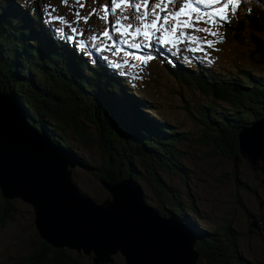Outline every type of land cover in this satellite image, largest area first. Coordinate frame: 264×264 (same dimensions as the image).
I'll use <instances>...</instances> for the list:
<instances>
[{
    "label": "trees",
    "instance_id": "16d2710c",
    "mask_svg": "<svg viewBox=\"0 0 264 264\" xmlns=\"http://www.w3.org/2000/svg\"><path fill=\"white\" fill-rule=\"evenodd\" d=\"M8 1L0 0V12L9 9L17 12ZM227 3L233 7L231 12L226 11L228 22L223 28L239 43L249 41L256 59L264 63V0H227ZM33 16L37 19V14ZM35 19L27 18L28 25L20 28L22 20L0 14V92L13 96L33 128L47 131L51 141L64 150L73 152L67 139L69 134L81 143H97L102 153L99 166L90 165L74 152L82 164L93 168L92 174L96 178H104L107 182H117L127 175L147 179L158 197L166 196L170 200L169 207L158 202V211L174 217L189 231L198 233L196 247L203 259L197 264H254L243 257L234 240L237 233L230 224L226 226V233L231 238L224 245L217 231L207 232L198 227V218L183 204L174 186L161 176L162 171L187 175L178 144L189 139V133L177 131L169 123L150 116L146 110L153 107L129 93L121 75L101 66L99 60L79 61L82 57L74 53L73 59L67 58L62 38L53 30L48 42L52 46L46 47V53H43L35 44V37L30 36L29 27L32 26L36 33L42 32L46 30L45 22ZM161 49V46L154 45L152 54L165 60V66L177 79L229 104V108L218 111L214 105L200 104L202 118L191 115L205 129L199 141L215 143L222 155L239 159L238 132L253 119L264 115V74L247 68L238 72L223 68L213 71V67L199 59H191L188 66L176 67L166 62L171 60L177 64L169 52L170 46L168 52L163 50L168 56L161 57ZM87 122L94 125L96 137ZM77 165L85 170L82 165ZM181 169H184L183 173ZM238 172L234 170L232 173L238 183H243ZM107 196L94 200L102 202ZM13 200L2 201L0 226L12 217ZM32 222L37 243L10 264H94L84 254L68 248H55L40 238L33 218ZM258 234L264 245V234ZM255 264H264V254Z\"/></svg>",
    "mask_w": 264,
    "mask_h": 264
},
{
    "label": "rangeland",
    "instance_id": "374dc122",
    "mask_svg": "<svg viewBox=\"0 0 264 264\" xmlns=\"http://www.w3.org/2000/svg\"><path fill=\"white\" fill-rule=\"evenodd\" d=\"M128 2L142 3V0H128ZM157 2L159 0H149V9H151L153 3ZM5 3H1V6H5ZM8 3L17 8L16 0H13V2L9 0ZM183 3L184 0H177L176 4L170 5V7L178 9ZM38 4L41 9L40 16L45 20L46 30L36 33L30 26L29 32L30 36L35 37V44L37 43L40 46L43 53H46L44 51L46 47L52 46V43L49 45L48 42L51 30H53V33L62 37V45L68 54L67 58L73 59L72 54L74 53L82 57L79 61L87 62L91 58H96L97 54L101 66L116 71L123 78L121 81L126 85L129 92L138 98L144 99L153 107L151 110L145 109L150 116L169 123L177 131L189 133V139L178 144L182 152L181 161L187 175L180 176L162 171L161 176L167 183L174 186L179 193L180 200L198 218V227L207 232L217 231L223 244L226 245L231 238L226 233V226L230 224L237 233L234 240L237 241L243 257L248 258L254 264L261 260L264 254V245L258 232L249 227V217L245 207H248L251 214L256 215L254 217L260 220V227L264 225V216L258 215L262 209L259 202L261 199L264 201V197H262L264 183H261L264 178V171L253 169L241 157L236 160L233 157L222 155L215 148V143L199 141L198 139L204 135L205 129L191 115L192 113L197 118H202L199 113L200 104L208 107L214 105L216 111L229 108V104L213 95L204 94L196 86L185 84L177 79L165 66V60L153 55L152 51L151 54L154 58L151 61L147 62L146 65L141 64L138 69L129 72L127 68L115 67L113 61L118 58L113 57L110 52H99L94 48L80 47L78 44L80 39H85L88 42L87 37L89 34L99 35L106 28L110 30V26L114 21L111 10L108 16L110 22L108 19L107 21L101 19V17L103 16L102 4L112 7L111 0H109V4L108 0H86L87 5L84 8H80L77 4L73 12L72 9L68 8L62 11L60 0H50L49 3L44 0L43 4L42 0H39ZM232 5L234 4L232 3ZM95 6L97 11L89 17L87 24L85 25L83 21H80L77 25L75 13L79 11L81 16H87ZM200 7L203 8V5ZM231 7L228 6L226 11L231 12ZM141 11L143 12V9ZM49 12L53 16L64 17V20L70 21L75 27L84 29V35H77L75 39L67 40L66 36L74 34L71 33L70 28H66L64 34H61L59 29L63 21L51 20L48 15ZM23 13L28 12L22 9L17 14L10 13L14 19L22 20L19 24L20 28L28 25L23 19ZM125 14H130V12ZM116 15H120L119 9ZM128 22L136 23L135 20ZM214 30L217 31L218 35L208 37L214 40V45L211 49H207V58H204V52L187 51L184 44L179 45V50L170 47V51L168 50L169 46H161L162 54L160 56H168L166 52L169 51L174 55L177 64L171 60L170 62L166 60V62L176 67L188 66L187 63L191 59H199L204 64L213 67V71H216L217 68H223L238 72L241 68H247L254 73L264 74V63L256 59V54L252 53V44L249 41L243 40L242 43H239V41L234 40L225 31L223 25L214 27ZM200 35L204 34L201 33ZM229 37H231V40ZM152 49H154V46ZM105 56L108 57L107 60L103 58ZM89 130L95 137L97 136L93 124H90ZM67 137L73 146V152L84 157L87 163L94 166L102 164V153L97 143H81L78 139L73 138L74 136L71 134ZM234 170L239 171L238 177L243 183H238L234 173H232ZM183 171L184 169H181V173ZM72 179L81 191L93 199L100 200L108 194L98 178L92 172L83 168H73ZM136 180L144 190L147 203L157 207L158 202H162L164 206L169 207L170 200L166 196L158 197L147 179L138 177ZM249 189H255L256 193H254V190ZM258 196H261V198L258 199ZM3 200L4 198L0 193V207ZM13 201L14 211L12 217L0 226V264H10L16 257L29 252L37 243L38 237L32 222V218L34 219L32 207L19 198H15ZM115 264H124L121 255L116 256Z\"/></svg>",
    "mask_w": 264,
    "mask_h": 264
},
{
    "label": "water",
    "instance_id": "95a60500",
    "mask_svg": "<svg viewBox=\"0 0 264 264\" xmlns=\"http://www.w3.org/2000/svg\"><path fill=\"white\" fill-rule=\"evenodd\" d=\"M0 95L17 109L14 115L0 116V193L6 200L19 198L32 207L42 238L55 247L68 246L78 253L83 250L94 264L112 263L115 254L122 255L124 264H196L198 233L186 232L180 221L147 203L133 176L117 182L98 178L108 196L96 202L79 189L71 170L76 164L89 172L93 168L52 142L47 131L33 128L7 93ZM9 122H13L12 130L7 128ZM29 132L43 138L48 148L26 140ZM237 135L239 156L253 169L264 171V115ZM259 223L255 217L248 221L258 232Z\"/></svg>",
    "mask_w": 264,
    "mask_h": 264
},
{
    "label": "snow or ice",
    "instance_id": "6c2138e0",
    "mask_svg": "<svg viewBox=\"0 0 264 264\" xmlns=\"http://www.w3.org/2000/svg\"><path fill=\"white\" fill-rule=\"evenodd\" d=\"M176 2L177 0H159L149 9V0H142V3L111 0V15L114 21L110 30L106 28L99 35L89 34L87 41L96 51H107L113 57H117L118 59L113 61L115 67L127 68L129 72L138 69L141 64L146 65L154 58L151 54L154 45L170 46L179 50V45L184 44L187 51L204 52V58H207V49L214 45V40L208 37H216L218 33L214 27L228 22L227 0H184L178 9L170 7ZM80 7L83 8L84 5L80 4ZM118 9L120 15L117 16ZM96 11L97 9L93 8L87 16H81L77 11L76 24L79 25L80 21H83L86 25L89 17ZM129 12L130 14H125ZM48 15L51 20L64 22V27L59 29L61 34H64L65 27L70 28L74 35L66 36L67 40L84 35V29L72 26L64 17L53 16L51 12ZM108 16L109 8L105 6L101 19L107 21ZM130 20H135L136 23L128 22ZM201 33L204 35H200ZM88 43L85 39L79 40L80 47H87ZM103 58L108 59L107 56Z\"/></svg>",
    "mask_w": 264,
    "mask_h": 264
},
{
    "label": "flooded vegetation",
    "instance_id": "af4514ba",
    "mask_svg": "<svg viewBox=\"0 0 264 264\" xmlns=\"http://www.w3.org/2000/svg\"><path fill=\"white\" fill-rule=\"evenodd\" d=\"M48 3L50 2V0H46ZM54 1H56V0H54ZM12 2H13V0H12ZM39 0H16V5H17V11H22V9H25V11L26 12H28V13H26V14H24L23 13V16L24 17H27V18H33V16H32V12L34 11V15L35 14H37V18H38V21L40 22V23H42V17L40 16L41 15V9H40V6H39ZM44 3V0H42V4ZM60 4H61V6H62V11L63 10H65L66 8H68V9H72L71 11L73 12V11H75L74 10V7L77 5V4H79V7H80V4H83L84 5V7L87 5L86 4V0H66V2H65V0H60ZM68 4V5H67ZM108 4H109V0H108ZM105 6H107L108 8H109V12H110V10H111V7H109L108 5H106V4H102V7L104 8ZM83 7V8H84ZM12 8H14L13 6H12ZM81 8V7H80ZM95 9H97V7L95 6ZM7 12H5V11H2V12H0V14H4V13H15V14H17V12L14 10V9H9V10H6ZM39 12V13H38ZM26 15V16H25ZM108 21L110 22V19H108ZM108 22V23H109ZM72 26H74V25H72ZM61 27H64V22H63V24L62 25H60V28ZM75 27V26H74ZM67 27H65V29H66ZM59 38H61L59 35H57ZM63 43V42H62ZM86 43H88V42H86ZM78 44H79V42H78ZM87 47H89V48H92L91 47V44L90 43H88V46ZM249 190H254V193H256V190L255 189H249ZM262 192H263V196L262 197H264V189H262ZM259 198H261V196H258V199ZM261 201H263L262 199L260 200V202ZM259 202V203H260ZM259 206H260V204H259ZM262 207V209H261V211H260V214H258L259 216H264V205L263 206H260V208ZM245 209H246V212H247V215H248V217H249V219L253 216H256V215H254V214H251V212H250V210L248 209V207H245ZM252 215V216H251ZM259 232H264V225H262L261 226V231H259Z\"/></svg>",
    "mask_w": 264,
    "mask_h": 264
},
{
    "label": "bare ground",
    "instance_id": "6f19581e",
    "mask_svg": "<svg viewBox=\"0 0 264 264\" xmlns=\"http://www.w3.org/2000/svg\"><path fill=\"white\" fill-rule=\"evenodd\" d=\"M91 59H95L96 61L97 60H99V58H91ZM100 61V60H99ZM77 68H79V67H77ZM110 69V68H109ZM112 70V69H111ZM97 73V72H96ZM129 92V91H128ZM129 93H131V92H129ZM8 94V93H7ZM133 94V93H132ZM9 96H10V98H12L13 100H14V98H13V96H11L10 94H8ZM136 96V95H135ZM7 97V96H6ZM141 99V98H140ZM12 102H14V101H12ZM16 104H17V106L19 107V108H21L20 107V105L16 102ZM21 111V110H20ZM17 112V109H16V107H15V105L14 104H12V103H10L9 102V99H7V98H5V96H3V95H0V116H10V114H12V115H14L15 113ZM23 114V113H22ZM11 120H12V118H11ZM17 124H18V122H17ZM20 124H21V122H20ZM13 125V122H9V125L7 126V128L8 129H10V130H12L11 128V126ZM20 127V126H19ZM18 130H19V128H18ZM33 130V129H32ZM15 131V130H14ZM21 131V130H20ZM17 135V134H16ZM7 136H8V134H7ZM6 136V137H7ZM5 138V137H4ZM8 140V139H7ZM13 140V139H12ZM18 140V139H17ZM26 140H28L29 142H32V143H34V145H36L37 147H42V148H48L47 147V145H46V142H45V140L43 139V138H41L40 136H38V135H36V134H32L31 132H29L27 135H26ZM1 142V141H0ZM7 143H8V141H7ZM28 143V142H27ZM19 144V143H18ZM3 145H5V144H3ZM31 146V145H30ZM11 147V146H10ZM41 148V149H42ZM57 149V148H56ZM61 149V148H60ZM50 150H51V148H50ZM62 150H64V149H62ZM44 151V150H43ZM60 151V150H59ZM64 151H66V150H64ZM47 153V152H46ZM56 154V153H55ZM78 165L76 164L74 167H72L71 168V170L73 169V168H75V167H77ZM42 167V166H41ZM69 168H70V166H69ZM87 195V194H86ZM89 196V195H88ZM93 199V198H92ZM96 201V200H95ZM97 202V201H96ZM100 203V202H99ZM161 214V213H160ZM35 224V223H34ZM36 227V226H35ZM181 227L187 232V231H189V229L188 228H186V227H184V225L181 223ZM36 229H37V227H36ZM37 231H38V229H37ZM39 233V232H38ZM40 236V235H39ZM40 238H42L41 236H40ZM43 240H45L44 238H42ZM48 242V241H47ZM48 243H50V242H48ZM51 244V243H50ZM54 246V245H53ZM55 247V246H54ZM55 248H68V249H70V250H73V251H76V250H74V249H72V248H70V247H68V246H61V247H55ZM77 252V251H76ZM93 253V252H92ZM120 253V252H119ZM79 254H84V252H83V250H81V253H79ZM85 255V254H84ZM116 255H118V254H115V255H113L112 257H113V262L112 263H108V264H113L114 263V257L116 256ZM89 260H91L92 262H93V260L92 259H90L89 258ZM200 260V254H199V257H198V260H197V262ZM197 262H196V264H197ZM94 263V262H93ZM99 264H103V263H99Z\"/></svg>",
    "mask_w": 264,
    "mask_h": 264
},
{
    "label": "clouds",
    "instance_id": "9594fccd",
    "mask_svg": "<svg viewBox=\"0 0 264 264\" xmlns=\"http://www.w3.org/2000/svg\"><path fill=\"white\" fill-rule=\"evenodd\" d=\"M39 13V12H38ZM4 14H8V15H11L10 13H4ZM34 15V11L32 12V16ZM26 16V15H25ZM33 18L35 19V16H33ZM23 19L26 21V19H27V17H24L23 16ZM35 20H38V18L37 19H35ZM29 21V20H28ZM42 22H45V20L44 19H42ZM264 205V204H263ZM262 205V206H263ZM253 217V216H252ZM258 232V231H257ZM258 233H262V232H258Z\"/></svg>",
    "mask_w": 264,
    "mask_h": 264
}]
</instances>
